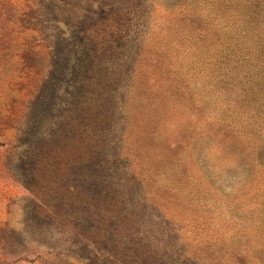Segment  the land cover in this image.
<instances>
[{
  "label": "rangeland",
  "instance_id": "rangeland-1",
  "mask_svg": "<svg viewBox=\"0 0 264 264\" xmlns=\"http://www.w3.org/2000/svg\"><path fill=\"white\" fill-rule=\"evenodd\" d=\"M192 1L0 0V264H264V19Z\"/></svg>",
  "mask_w": 264,
  "mask_h": 264
},
{
  "label": "trees",
  "instance_id": "trees-1",
  "mask_svg": "<svg viewBox=\"0 0 264 264\" xmlns=\"http://www.w3.org/2000/svg\"><path fill=\"white\" fill-rule=\"evenodd\" d=\"M198 3L200 6L210 4L209 12H213L215 15L223 13L224 15L235 16V19L241 17L245 19V21L248 20L251 21L252 24L254 23L255 27H259L262 24L260 21L264 19V0H193L191 3L187 4L190 9L184 10L189 11L192 16L198 17L201 12V8L197 6ZM182 7H185V5H182ZM246 36H248V34ZM258 56L261 58L264 56V49H260ZM234 120L235 115L231 114L228 115L226 121L232 122ZM250 126L251 125H248L241 131H238V134L243 142H246L242 145L243 150L246 151L250 149L251 152H255L260 150L261 143L258 145L255 143L252 147L250 146L249 142L251 139L256 138L254 129H250Z\"/></svg>",
  "mask_w": 264,
  "mask_h": 264
}]
</instances>
